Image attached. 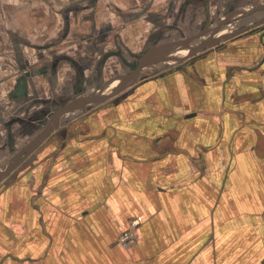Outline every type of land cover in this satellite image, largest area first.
Segmentation results:
<instances>
[{"label": "crops", "instance_id": "0c3cea01", "mask_svg": "<svg viewBox=\"0 0 264 264\" xmlns=\"http://www.w3.org/2000/svg\"><path fill=\"white\" fill-rule=\"evenodd\" d=\"M33 1L22 6L49 13ZM53 1L60 18L69 13ZM238 1H100L120 10L109 27L122 34L119 50L104 57L125 70L50 112L45 126L68 103L105 95L110 79L133 76L128 65L151 49L252 27L201 53L164 54L118 96L64 114L0 182V264H264V6ZM133 221L136 240L124 249L117 237Z\"/></svg>", "mask_w": 264, "mask_h": 264}, {"label": "rangeland", "instance_id": "374dc122", "mask_svg": "<svg viewBox=\"0 0 264 264\" xmlns=\"http://www.w3.org/2000/svg\"><path fill=\"white\" fill-rule=\"evenodd\" d=\"M6 1L0 0V55H9L0 62V172L43 130L50 112L76 97L87 96L99 82L125 70L124 63L115 56L104 57L107 52L115 55L119 50L117 39L122 34L116 28L109 29L120 22L117 6L108 11L100 6L101 0H88L87 6L75 10L68 8L75 0H61L63 5L68 3L65 8L69 13L62 12L60 18L53 11L58 7L53 0H44L51 9L41 15L33 6H22L31 5L32 0H14L13 6ZM26 8L28 13L23 12ZM69 16L73 19L72 29L64 24ZM39 17L41 29L32 23ZM29 34L36 40L26 41ZM103 40L108 46H102ZM41 44L46 48L38 52ZM167 67L162 62L157 69ZM75 82L83 84V89L77 85L66 91L68 84ZM109 88L105 95L111 92ZM11 180L9 177L1 185Z\"/></svg>", "mask_w": 264, "mask_h": 264}, {"label": "water", "instance_id": "95a60500", "mask_svg": "<svg viewBox=\"0 0 264 264\" xmlns=\"http://www.w3.org/2000/svg\"><path fill=\"white\" fill-rule=\"evenodd\" d=\"M229 18V15H227ZM232 17V16H230ZM226 18L224 23H227L229 20ZM263 21L259 22L260 24L263 23ZM259 23H256L254 25H258ZM252 27V26H251ZM249 27V28H251ZM217 28V27H216ZM249 28L244 27V29L238 30L233 34L230 35H223L218 39H214L211 37L218 29H213L210 31L208 35V39L200 43V45H197L195 47H185L184 45L188 42L186 40L180 41L179 43H175L172 45H164L156 47L152 50H149L146 52L138 61L137 68L133 73V76H137L141 69L145 67H149L153 65L154 63L161 61L159 57H161L164 54L169 53L170 51H184L183 54H193V53H201L202 50L209 48L212 45L220 44L227 41L230 37L239 35L243 32H246ZM197 36L192 37L190 39H195ZM133 76L132 79H133ZM127 77H116L109 80L106 86H111V84L115 81H119V83L114 87V89L108 94V95H99L98 90L89 95L87 98L79 99L73 102L68 103L64 107H62L56 115L53 116V118L47 123V125L43 128V130L34 138L32 139L27 145H25L5 166L4 170L0 172V182L3 181L7 176H9L12 171L18 167V165L24 160L25 157H28V155H31V153L37 148V146L42 143L43 140H45L59 125L61 121V117L64 114L71 113L75 111L77 108L83 107L85 105L90 104H98L108 101L109 99L113 98L114 96L118 95L121 91L124 89V85L127 84L128 79ZM103 89V88H102Z\"/></svg>", "mask_w": 264, "mask_h": 264}, {"label": "built area", "instance_id": "2783aa9c", "mask_svg": "<svg viewBox=\"0 0 264 264\" xmlns=\"http://www.w3.org/2000/svg\"><path fill=\"white\" fill-rule=\"evenodd\" d=\"M133 226L135 228H129L125 232H122L118 237H117V243L120 245L122 248H129L132 245H134L135 240H136V228L137 225L139 224L138 221H133Z\"/></svg>", "mask_w": 264, "mask_h": 264}, {"label": "flooded vegetation", "instance_id": "af4514ba", "mask_svg": "<svg viewBox=\"0 0 264 264\" xmlns=\"http://www.w3.org/2000/svg\"><path fill=\"white\" fill-rule=\"evenodd\" d=\"M232 2H233V4H237L239 1L238 0H232ZM257 6H260V7H263L264 5L263 4H260V5H257ZM218 23L219 22H217L216 23V27H217V25H218ZM152 50V49H151ZM138 61L139 60H137V61H134V62H132V63H130L129 65H128V73H127V75L126 76H130L131 74H133L134 73V71L136 70V68H137V64H138ZM44 127H45V125H44ZM43 127V128H44Z\"/></svg>", "mask_w": 264, "mask_h": 264}, {"label": "bare ground", "instance_id": "6f19581e", "mask_svg": "<svg viewBox=\"0 0 264 264\" xmlns=\"http://www.w3.org/2000/svg\"><path fill=\"white\" fill-rule=\"evenodd\" d=\"M176 52H177V51H176ZM178 53H179V54H182V53H184V51H179Z\"/></svg>", "mask_w": 264, "mask_h": 264}]
</instances>
